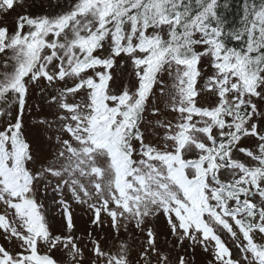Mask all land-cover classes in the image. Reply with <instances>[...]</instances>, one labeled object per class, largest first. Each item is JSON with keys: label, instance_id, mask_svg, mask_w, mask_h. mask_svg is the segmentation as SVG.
<instances>
[{"label": "snow or ice", "instance_id": "snow-or-ice-1", "mask_svg": "<svg viewBox=\"0 0 264 264\" xmlns=\"http://www.w3.org/2000/svg\"><path fill=\"white\" fill-rule=\"evenodd\" d=\"M0 264H264V0H0Z\"/></svg>", "mask_w": 264, "mask_h": 264}, {"label": "trees", "instance_id": "trees-1", "mask_svg": "<svg viewBox=\"0 0 264 264\" xmlns=\"http://www.w3.org/2000/svg\"><path fill=\"white\" fill-rule=\"evenodd\" d=\"M239 2H240V0H231V5H232V11H233V13L238 8Z\"/></svg>", "mask_w": 264, "mask_h": 264}]
</instances>
